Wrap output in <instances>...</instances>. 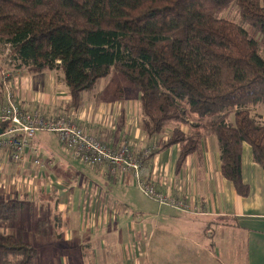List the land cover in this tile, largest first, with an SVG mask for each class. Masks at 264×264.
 <instances>
[{
  "label": "crops",
  "instance_id": "crops-1",
  "mask_svg": "<svg viewBox=\"0 0 264 264\" xmlns=\"http://www.w3.org/2000/svg\"><path fill=\"white\" fill-rule=\"evenodd\" d=\"M10 82L23 108L65 114L112 147L139 150L155 141L144 129L139 91L138 100L106 88L85 91L75 106L61 69H16ZM184 129L200 135L198 149L181 164L179 144L153 151L142 175L191 209L158 203L131 172L112 175L107 165L74 157L56 133L38 131L20 162L0 148V199L22 202L19 217L0 221V231L72 244L58 247L56 264H264V169L252 146H242L244 195L222 173L216 136L203 125Z\"/></svg>",
  "mask_w": 264,
  "mask_h": 264
},
{
  "label": "trees",
  "instance_id": "trees-1",
  "mask_svg": "<svg viewBox=\"0 0 264 264\" xmlns=\"http://www.w3.org/2000/svg\"><path fill=\"white\" fill-rule=\"evenodd\" d=\"M230 6L239 21L222 15ZM244 24L264 39V0H0V43L10 46L13 71L61 69L75 106L120 72L140 93L153 153L179 144L181 164L201 143L184 126L203 125L217 138L222 173L246 195L245 142L264 169V110H255L264 108V55ZM21 206L0 199V221L16 220ZM37 251L0 231V264H32Z\"/></svg>",
  "mask_w": 264,
  "mask_h": 264
},
{
  "label": "built area",
  "instance_id": "built-area-1",
  "mask_svg": "<svg viewBox=\"0 0 264 264\" xmlns=\"http://www.w3.org/2000/svg\"><path fill=\"white\" fill-rule=\"evenodd\" d=\"M12 72L13 69L6 67L0 73V148L8 151L14 162L24 159L30 140L38 131L53 132L72 151L74 157L94 166L107 165L112 175L129 171L146 196L162 205L191 209L185 198H178L169 192L164 193L142 175L144 160L156 149V141L153 145L139 150L130 143L112 147L65 114L45 116L40 109L23 108L10 82ZM34 160L36 163L41 162L38 157Z\"/></svg>",
  "mask_w": 264,
  "mask_h": 264
},
{
  "label": "rangeland",
  "instance_id": "rangeland-1",
  "mask_svg": "<svg viewBox=\"0 0 264 264\" xmlns=\"http://www.w3.org/2000/svg\"><path fill=\"white\" fill-rule=\"evenodd\" d=\"M235 9H236L235 6H230V7L223 10L222 15L239 21L240 18H239ZM244 25L248 28V30L250 31L252 36L256 37L259 40L261 52L264 55V39L261 38L256 32L251 30L250 25H248V24H244ZM10 50L11 49H10L9 45L0 43V60L2 62L5 63L7 58H9L8 55L10 53ZM11 59L12 58H9L10 61H11ZM0 65H1V63H0ZM4 67L13 68L10 65V63H7ZM0 73H1V71H0ZM12 74H14V71L12 72ZM100 88H106V94H112L115 91L114 97L118 96V95H125V96L134 97L136 95L137 100L139 99L138 94H137L138 90L136 89V86L131 81H129L123 74H121L118 71H112L105 78L98 80L97 83L92 88L86 90V92H88L89 94H94ZM99 95H102V94H99ZM255 110L261 112L264 110V108L261 106H258ZM255 110H254V112H255ZM190 118L192 120L195 119L194 117H190ZM172 126H173V124H172ZM187 126H190V125L188 124ZM21 235L24 236L25 238H29L30 233H24ZM37 238H34L32 240L34 245H36L38 248V251H37L38 255L35 257L32 264H56L57 258H60L59 256L54 255L55 253H57L58 247L62 246L61 249L63 250V248H64L63 246H65L66 248H68V246H70V247L72 246V244H70L66 241H63L62 238H58L57 240H55V239H51L49 236L44 237L42 234L38 235ZM57 254H59V253H57ZM72 257L73 256H71L70 258H72Z\"/></svg>",
  "mask_w": 264,
  "mask_h": 264
},
{
  "label": "water",
  "instance_id": "water-1",
  "mask_svg": "<svg viewBox=\"0 0 264 264\" xmlns=\"http://www.w3.org/2000/svg\"><path fill=\"white\" fill-rule=\"evenodd\" d=\"M2 132V129H0V133Z\"/></svg>",
  "mask_w": 264,
  "mask_h": 264
}]
</instances>
